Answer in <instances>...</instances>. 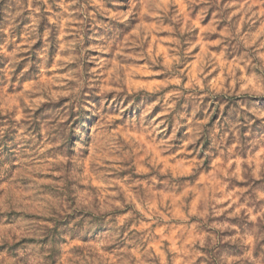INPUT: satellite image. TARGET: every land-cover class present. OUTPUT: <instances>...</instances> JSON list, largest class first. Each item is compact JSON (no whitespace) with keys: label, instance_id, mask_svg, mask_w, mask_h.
Here are the masks:
<instances>
[{"label":"clouds","instance_id":"1","mask_svg":"<svg viewBox=\"0 0 264 264\" xmlns=\"http://www.w3.org/2000/svg\"><path fill=\"white\" fill-rule=\"evenodd\" d=\"M124 2L0 0V264H264V0Z\"/></svg>","mask_w":264,"mask_h":264},{"label":"rangeland","instance_id":"2","mask_svg":"<svg viewBox=\"0 0 264 264\" xmlns=\"http://www.w3.org/2000/svg\"><path fill=\"white\" fill-rule=\"evenodd\" d=\"M108 7L111 8L113 12H116L118 10L119 11H126L127 10V4H126V2H124V0H121V3L118 4V5H113V4L110 3L108 5ZM101 19H103L105 23H108L109 22V20H108L107 17H102ZM129 19H131V18H129ZM111 24L112 25H116V27H118L120 29H124V26L123 25H117L115 21H112ZM75 30H76L75 24H72L70 28L66 29V31L69 32V33H72ZM114 30L115 29H113V31ZM127 31L128 30H124V32H122L121 38L124 37V35L126 34ZM103 34H104V30L101 29L95 35L96 36H100V35H103ZM107 35L110 37L112 35V32L109 31L107 33ZM90 37H93V33L91 31H89L88 29H86L85 30V33H84L85 46H89L91 44L98 43V40L95 37H93L92 39H90ZM65 39L70 41V40L73 39V37H72V35H67V36H65ZM92 55L93 56H98L100 59L109 58V56H110V54H108V53H97V52H93ZM0 67H2V65H0Z\"/></svg>","mask_w":264,"mask_h":264}]
</instances>
